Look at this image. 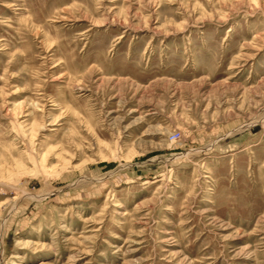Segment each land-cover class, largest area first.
Segmentation results:
<instances>
[{"label":"rangeland","instance_id":"rangeland-1","mask_svg":"<svg viewBox=\"0 0 264 264\" xmlns=\"http://www.w3.org/2000/svg\"><path fill=\"white\" fill-rule=\"evenodd\" d=\"M0 264H264V0H0Z\"/></svg>","mask_w":264,"mask_h":264},{"label":"built area","instance_id":"built-area-1","mask_svg":"<svg viewBox=\"0 0 264 264\" xmlns=\"http://www.w3.org/2000/svg\"><path fill=\"white\" fill-rule=\"evenodd\" d=\"M172 136H173V139H174V138H176L178 136V134L175 133Z\"/></svg>","mask_w":264,"mask_h":264}]
</instances>
